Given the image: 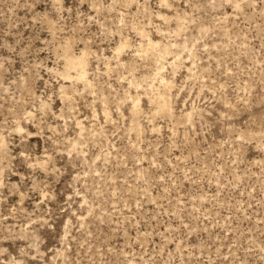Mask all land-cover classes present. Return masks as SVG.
Wrapping results in <instances>:
<instances>
[{
  "label": "rangeland",
  "instance_id": "obj_1",
  "mask_svg": "<svg viewBox=\"0 0 264 264\" xmlns=\"http://www.w3.org/2000/svg\"><path fill=\"white\" fill-rule=\"evenodd\" d=\"M0 264H264V0H0Z\"/></svg>",
  "mask_w": 264,
  "mask_h": 264
},
{
  "label": "bare ground",
  "instance_id": "obj_2",
  "mask_svg": "<svg viewBox=\"0 0 264 264\" xmlns=\"http://www.w3.org/2000/svg\"><path fill=\"white\" fill-rule=\"evenodd\" d=\"M67 62L69 64L79 63L82 65V64H84L85 59H84L83 55L75 56V55L71 54V55L67 56ZM134 105H137V104H134Z\"/></svg>",
  "mask_w": 264,
  "mask_h": 264
}]
</instances>
